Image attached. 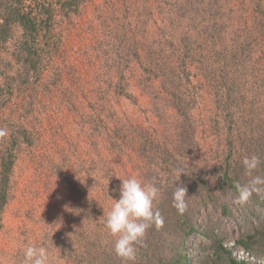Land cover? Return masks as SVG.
Segmentation results:
<instances>
[{"label": "trees", "instance_id": "obj_1", "mask_svg": "<svg viewBox=\"0 0 264 264\" xmlns=\"http://www.w3.org/2000/svg\"><path fill=\"white\" fill-rule=\"evenodd\" d=\"M88 1L0 0V111L14 97L31 94L59 52L62 30L80 15ZM154 1L157 12L146 0L134 19L126 15L117 19L109 28L111 38L104 51L112 55L117 80L110 83L117 96L130 95L125 75L135 60L142 73L138 87L150 90L158 82L161 90L156 91L157 98L174 111L176 118L173 137L168 140L173 151L167 150L169 143L165 141L149 148L148 138H141L139 144L141 155L151 162L156 157L160 160L157 164L161 169L149 171L148 179L160 189L156 208L164 223L160 229L153 226L147 230L143 243L137 246L135 264H260L258 260L264 259V194H253L246 203L255 223L235 238V246L247 253V259L232 255L225 245L224 231L217 221H208L204 207L212 203L220 208L222 218H233L222 196L237 197V183L246 185L252 177L264 176V118L255 111V101L264 96L263 63L258 65L259 60H254L259 42L244 14L252 9L255 16L250 21L255 29H262L264 0H249V4L242 0L243 11L233 7L235 0ZM150 20L154 25L160 21L155 35L147 28ZM194 71L211 87L222 118V127L217 130L225 131L226 148L201 162L189 159L197 146L190 116L195 101L188 86ZM245 113L248 118L242 120ZM257 117L260 120L255 123ZM237 120L243 121L242 134H235ZM0 127L9 133L0 138L1 231L16 158L23 146L34 143V135L16 120L0 121ZM100 128L107 133L101 124ZM113 135L118 136L117 130ZM251 155H257L261 163L248 176L241 160ZM178 171L182 172L179 181ZM178 183L187 188L183 215L172 207V193ZM257 205L263 210L254 209ZM194 234L205 240L193 238ZM107 239L94 238L91 232L83 238V251L69 248L67 254L73 264H122L113 251L112 239Z\"/></svg>", "mask_w": 264, "mask_h": 264}, {"label": "rangeland", "instance_id": "obj_2", "mask_svg": "<svg viewBox=\"0 0 264 264\" xmlns=\"http://www.w3.org/2000/svg\"><path fill=\"white\" fill-rule=\"evenodd\" d=\"M145 1L89 0L80 15L62 30L59 52L32 95L14 97L0 111V121H19L34 135V143L23 146L13 167L11 197L0 231V264H23L24 250L29 245L44 246L51 264H73L67 250L83 251V238L91 232L94 238L105 236L114 243L104 222L119 198L121 180L135 176L152 183L148 172L161 169L157 157L151 162L140 154L139 144L141 138H148L149 148L169 143L175 113L158 100V82L150 90L138 87L142 73L135 60L125 75L130 95L117 96L113 90L117 76L112 55L104 52L111 38L109 28L125 15L134 19ZM149 1L153 12H157L155 1ZM241 1L235 0L233 7H243ZM252 12L244 14L259 42L254 60H259L258 65L263 63L264 75V27L255 29L250 21L255 16ZM159 24L150 20L147 28L155 35ZM188 86L195 101L190 116L197 143L189 159L201 162L226 148L225 131L217 130L222 127L221 113L204 76L194 71ZM255 102V111L264 118V96ZM247 118V113L243 114L242 120ZM237 123L235 134H242L243 121ZM114 130L118 136L113 135ZM167 150L173 151L170 143ZM222 200L229 203L233 218H222L220 208L208 203L204 207L207 219L218 222L232 255L247 259L244 252L239 254L243 250L234 242L255 221L246 204L235 202L236 197L222 196ZM254 209L263 210L259 205ZM193 238L205 240L197 234ZM258 262L264 264V259Z\"/></svg>", "mask_w": 264, "mask_h": 264}, {"label": "clouds", "instance_id": "obj_3", "mask_svg": "<svg viewBox=\"0 0 264 264\" xmlns=\"http://www.w3.org/2000/svg\"><path fill=\"white\" fill-rule=\"evenodd\" d=\"M8 130L0 127V138L8 136ZM261 163L257 155L245 156L241 160L244 172L248 176L258 169ZM177 172V181L180 174ZM121 180V179H120ZM237 197L235 202L246 204L253 194H264V176H254L246 185H235ZM160 189L155 183H144L133 176L121 180L119 198L113 199L111 209L105 218V228L109 236L114 238L113 251L122 264H135L137 246L143 243L149 228L163 227V217L156 208L159 201ZM187 188L177 184L172 193V207L178 215L186 211ZM244 251H241V254ZM247 257V253L244 252ZM23 264H51L49 254L44 246L29 245L24 250Z\"/></svg>", "mask_w": 264, "mask_h": 264}]
</instances>
